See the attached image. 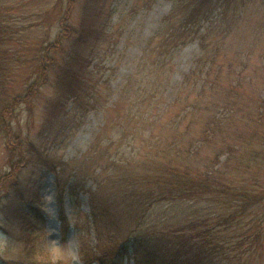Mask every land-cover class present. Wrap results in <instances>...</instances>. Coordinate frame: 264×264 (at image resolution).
I'll return each instance as SVG.
<instances>
[{
    "label": "trees",
    "instance_id": "trees-1",
    "mask_svg": "<svg viewBox=\"0 0 264 264\" xmlns=\"http://www.w3.org/2000/svg\"><path fill=\"white\" fill-rule=\"evenodd\" d=\"M77 1L67 0L66 10L60 17L61 32L56 40L44 46L42 57L50 60L49 70L53 74L50 84L54 94L45 106L49 115L47 122L58 123L61 130L71 113L80 118V125L90 110L100 104V84L105 80L101 81L100 61L95 60L100 58L101 44L114 41L109 25L111 15H104L103 0H88L91 4L96 2L94 6L98 2V11L92 13L91 21L86 19L80 28L73 27L70 18ZM257 4L264 11V0H175L153 35L145 39L142 53L121 85L117 102L127 104V137L134 139L137 136L136 123L143 121L155 125L179 102L177 95L170 102L163 99L173 58L191 39H199L200 53L179 85L180 91L190 88L185 97L188 100L193 93L195 95L190 104L176 114L171 134L173 140L170 134H160L159 138L149 133V138L156 137V142L152 141L154 144L145 156L147 169L127 170V176L118 179L123 181L121 185L124 187L120 207L130 220L137 216L144 220L157 203L169 201H200L212 197L227 207L220 213L223 218H218L214 224L209 218L196 217L170 221L158 240L152 225L149 233L154 234L139 246L146 254L140 264H224L226 243L215 231L216 226L264 203V189L253 190L234 181L229 171L240 162L250 166L254 161L259 170L264 165V79L258 84L253 74L247 72L254 48L248 44L232 50L229 46V36L244 19L256 32L254 27L264 30V19L255 20ZM260 13L262 11L259 17ZM17 30L6 20L0 22V138L5 139L12 156H18L11 163L12 169L16 170L13 185L19 184L17 176L25 167H42L58 176L67 173L69 167V162L57 159L50 147L44 143L38 145L31 139L24 141L14 129V109L25 99L11 92L12 73L15 65L20 63L17 50L10 47ZM65 38L67 46L63 42ZM59 51V56H53ZM259 57L260 64L255 67V73L264 74V49ZM47 67L43 65L42 78L27 88V97L31 98L48 81ZM224 78L227 83H223ZM185 119H189V124L187 130L182 131L180 126ZM196 120L201 123V129L193 132L191 124ZM204 146H213V158L200 155ZM246 146L247 155L237 153ZM222 155H225V161H220ZM110 168L109 174L113 175L116 168ZM11 172L3 178L2 187L5 181L12 179ZM70 179L62 180L61 190L66 187L74 189L76 178ZM16 192L22 194L18 185ZM91 200L95 217L110 215L108 205L100 202L95 192ZM31 205L29 208L33 210ZM33 219L31 212L23 211L21 220L25 226L34 227ZM260 223L257 241L264 233L263 219ZM124 247L112 248L108 253L117 249L120 253ZM98 259L105 264L101 256ZM112 262L117 264L116 259ZM34 264L52 263L41 260Z\"/></svg>",
    "mask_w": 264,
    "mask_h": 264
},
{
    "label": "rangeland",
    "instance_id": "rangeland-1",
    "mask_svg": "<svg viewBox=\"0 0 264 264\" xmlns=\"http://www.w3.org/2000/svg\"><path fill=\"white\" fill-rule=\"evenodd\" d=\"M87 2L88 0L77 1L70 18L74 28H80L86 23V19H91L92 13L98 11V2L96 6V2ZM174 2L175 0L101 2L105 9L104 15H111L109 25L114 33V41L103 42L100 58L95 60L100 61L99 76L101 81L105 80L100 84L101 101L90 110L80 125V118L71 113V118L67 119L61 130L58 123L47 122L49 115L45 106L54 94L50 84L53 74L49 70L50 60L42 57L44 46L56 40L61 32L60 17L66 10L67 0H0V22L6 20L18 29L10 44L20 56V63L15 65L12 73L11 92L20 94L25 99L14 109V129L24 141L31 139L38 145L44 143L57 159L69 162L67 173L62 176L42 167L23 168L17 176V185L22 190L20 194L16 192L17 185H13L16 170L11 166L18 156H12L5 139L0 138V264H34L41 260L52 264H102L99 256L105 264H113L115 259L117 264H140L139 261L146 254L143 253L145 249L142 250L139 246L154 234L149 233L152 225L155 228V239L158 240L170 221L196 217L209 218L211 224H214L218 218H223L220 213L227 209L226 204L212 197L202 198L200 201L157 203L144 220H139L140 216L130 220L124 211L121 212L124 187L121 185L123 181L119 182L118 179L122 176L125 178L127 170L147 169L144 165L145 156L154 144L152 141L156 142V137L149 138V133L152 132L159 138L160 134H170L173 140L171 134L176 114L184 110L195 95L193 93L188 100L185 97L190 93V88L188 91H180L179 85L200 53L198 38L191 39L173 58L169 85L163 95L167 102L176 95L179 97V102L172 106V112L162 115L155 125L139 121L136 123V138L127 137V104L117 102L121 85L135 66V59L142 53L145 39L153 35ZM259 6L261 7L256 5L255 20L262 18L263 21L264 11ZM247 11L250 12V9ZM247 21L244 19L229 36V46L232 50L244 48L248 44L254 48L247 72L253 74L255 81L261 84L264 74L255 73V67H259V54L264 49V30L254 27L258 31L256 32ZM63 42L68 45L66 38ZM60 54V51L54 52L53 56ZM43 65L48 66V81L29 98L25 91L42 78ZM227 82L224 78L223 83ZM188 122L189 119H185L181 124L182 131L187 130ZM191 125L193 132L201 129V123L197 120ZM160 144L161 141L158 140V145ZM212 148L213 146H204L200 155L203 158H213L215 154L211 151ZM247 149L248 146L237 153L246 154ZM243 158L245 160L246 156ZM220 161H225V155L221 156ZM120 162L124 166L116 165ZM253 163L247 166L245 162H240L229 169L232 179L253 190L264 189V165L259 170L254 161ZM110 166L116 168L114 178L109 174ZM10 172L12 179L5 181V186L2 187L3 178ZM67 178H76L75 187L61 190V182ZM93 192L100 202L104 201L108 205L110 215L94 216L91 200ZM30 204H33V210L29 208ZM23 211L32 213L34 227L23 224ZM262 215L264 203L238 218H228L227 223L216 226L215 231H218L226 243L227 259L222 260L224 264H264V233L261 240L257 241L260 220L264 221V218H260ZM122 245L125 247L120 253L118 249L108 253L112 248Z\"/></svg>",
    "mask_w": 264,
    "mask_h": 264
}]
</instances>
